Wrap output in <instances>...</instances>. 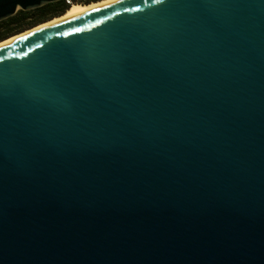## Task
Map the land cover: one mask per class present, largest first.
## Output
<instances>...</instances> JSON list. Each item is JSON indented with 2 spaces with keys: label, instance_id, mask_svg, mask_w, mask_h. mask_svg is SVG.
Segmentation results:
<instances>
[{
  "label": "water",
  "instance_id": "1",
  "mask_svg": "<svg viewBox=\"0 0 264 264\" xmlns=\"http://www.w3.org/2000/svg\"><path fill=\"white\" fill-rule=\"evenodd\" d=\"M0 264H264V0H115L0 45Z\"/></svg>",
  "mask_w": 264,
  "mask_h": 264
},
{
  "label": "trees",
  "instance_id": "2",
  "mask_svg": "<svg viewBox=\"0 0 264 264\" xmlns=\"http://www.w3.org/2000/svg\"><path fill=\"white\" fill-rule=\"evenodd\" d=\"M93 0H73L88 4ZM70 5L65 0H56L31 9H18L13 15L0 20V42L32 28L34 25L64 14Z\"/></svg>",
  "mask_w": 264,
  "mask_h": 264
},
{
  "label": "bare ground",
  "instance_id": "3",
  "mask_svg": "<svg viewBox=\"0 0 264 264\" xmlns=\"http://www.w3.org/2000/svg\"><path fill=\"white\" fill-rule=\"evenodd\" d=\"M112 1H115V0H100V1H97V2H92V3H88V4H83V3H74V2H71L69 5V9L62 15L60 16H57V17H54L46 22H43V23H40L28 30H25L19 34H16L14 36H11L10 38H7L6 41L3 40L0 42V45L2 44H5V43H8V42H11L13 40H16L17 38L23 36L24 34H27L28 32H31V31H34V30H38V29H41V28H44V27H47V26H50V25H53V24H56L58 22H61L63 20H66L68 18H71V17H74L76 15H79V14H82L84 12H87L91 9H94V8H97V7H101L105 4H108Z\"/></svg>",
  "mask_w": 264,
  "mask_h": 264
},
{
  "label": "built area",
  "instance_id": "4",
  "mask_svg": "<svg viewBox=\"0 0 264 264\" xmlns=\"http://www.w3.org/2000/svg\"><path fill=\"white\" fill-rule=\"evenodd\" d=\"M67 3H71V2H73V0H65Z\"/></svg>",
  "mask_w": 264,
  "mask_h": 264
},
{
  "label": "rangeland",
  "instance_id": "5",
  "mask_svg": "<svg viewBox=\"0 0 264 264\" xmlns=\"http://www.w3.org/2000/svg\"><path fill=\"white\" fill-rule=\"evenodd\" d=\"M97 1H100V0H93L92 2H97ZM92 2H90V3H92ZM6 41V40H5Z\"/></svg>",
  "mask_w": 264,
  "mask_h": 264
},
{
  "label": "snow or ice",
  "instance_id": "6",
  "mask_svg": "<svg viewBox=\"0 0 264 264\" xmlns=\"http://www.w3.org/2000/svg\"><path fill=\"white\" fill-rule=\"evenodd\" d=\"M77 31H79V29H77Z\"/></svg>",
  "mask_w": 264,
  "mask_h": 264
}]
</instances>
